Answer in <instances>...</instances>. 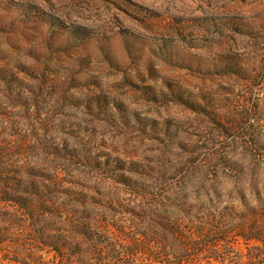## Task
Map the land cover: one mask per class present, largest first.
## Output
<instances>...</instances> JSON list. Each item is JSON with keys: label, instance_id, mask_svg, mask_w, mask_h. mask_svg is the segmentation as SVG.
<instances>
[{"label": "rangeland", "instance_id": "1", "mask_svg": "<svg viewBox=\"0 0 264 264\" xmlns=\"http://www.w3.org/2000/svg\"><path fill=\"white\" fill-rule=\"evenodd\" d=\"M110 248L264 264V0H0V264Z\"/></svg>", "mask_w": 264, "mask_h": 264}, {"label": "trees", "instance_id": "2", "mask_svg": "<svg viewBox=\"0 0 264 264\" xmlns=\"http://www.w3.org/2000/svg\"><path fill=\"white\" fill-rule=\"evenodd\" d=\"M187 198V197H186ZM142 210L145 212V216H146V212H147V217H149L150 216V211H148L147 210V207H143L142 208ZM147 210V211H146ZM192 217L193 218H197L196 216H194V215H192ZM215 218V216H213V215H209V219H214ZM225 217H224V215L223 216H221V219H224ZM192 224V223H191ZM209 224L212 226V225H214V224H218V221H216V222H212V221H209ZM191 233L193 234V235H196V236H203V232L202 231H197V232H193V231H191ZM205 233V232H204ZM206 234V233H205ZM220 240V239H219ZM189 244H191V246H188V245H186L185 246V252L186 251H189L190 250V248L192 247V245H193V243H191V241L189 242ZM195 246H198L197 244L195 245ZM137 250H139L138 248H136L135 247V249L134 248H132V249H129V250H125V253H126V255H134V253H136L137 252ZM59 250L57 249V252H58ZM108 253H110V258H109V260L111 261V263L112 264H123L121 261H120V255H119V253L118 252H116L115 251V249H113V248H110V249H108ZM153 257L154 258H157V255L156 254H154L153 255ZM104 259V258H103ZM179 259L181 260V261H188V259H189V255H185V256H179ZM99 260H101V259H99Z\"/></svg>", "mask_w": 264, "mask_h": 264}]
</instances>
